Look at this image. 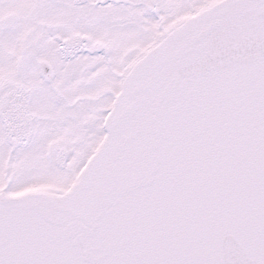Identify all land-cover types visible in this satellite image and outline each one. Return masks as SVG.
I'll use <instances>...</instances> for the list:
<instances>
[{"label": "snow or ice", "instance_id": "1", "mask_svg": "<svg viewBox=\"0 0 264 264\" xmlns=\"http://www.w3.org/2000/svg\"><path fill=\"white\" fill-rule=\"evenodd\" d=\"M0 264H264V0H0Z\"/></svg>", "mask_w": 264, "mask_h": 264}]
</instances>
